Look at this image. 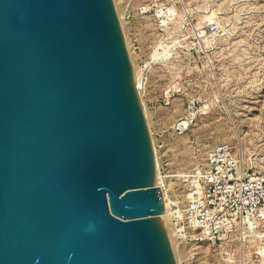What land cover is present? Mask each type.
<instances>
[{"label": "water", "instance_id": "obj_1", "mask_svg": "<svg viewBox=\"0 0 264 264\" xmlns=\"http://www.w3.org/2000/svg\"><path fill=\"white\" fill-rule=\"evenodd\" d=\"M0 264H176L112 0H0Z\"/></svg>", "mask_w": 264, "mask_h": 264}, {"label": "rangeland", "instance_id": "obj_2", "mask_svg": "<svg viewBox=\"0 0 264 264\" xmlns=\"http://www.w3.org/2000/svg\"><path fill=\"white\" fill-rule=\"evenodd\" d=\"M112 1L176 264H264V206L249 217L251 227L214 241L179 236L170 219L185 205L187 177L214 146L228 147L242 172L264 179V0Z\"/></svg>", "mask_w": 264, "mask_h": 264}, {"label": "built area", "instance_id": "obj_3", "mask_svg": "<svg viewBox=\"0 0 264 264\" xmlns=\"http://www.w3.org/2000/svg\"><path fill=\"white\" fill-rule=\"evenodd\" d=\"M139 9L136 14H143L144 10ZM127 17L123 13V18ZM187 178L189 193L185 205L170 213L179 236L185 230L214 241L232 227H251L249 217L264 206V179L242 172L224 145L214 146L206 153Z\"/></svg>", "mask_w": 264, "mask_h": 264}, {"label": "bare ground", "instance_id": "obj_4", "mask_svg": "<svg viewBox=\"0 0 264 264\" xmlns=\"http://www.w3.org/2000/svg\"><path fill=\"white\" fill-rule=\"evenodd\" d=\"M118 19V18H117ZM118 22H119V20H118ZM133 72V71H132ZM136 78H137V76L136 75H134ZM134 80V82L137 80V79H133ZM136 83V82H135ZM134 83V84H135ZM138 86H139V84L137 83V84H135V87L137 88L136 90H138ZM157 174V173H156ZM156 178H157V183H158V188H160V179L158 178V176L156 175ZM162 203H163V205L165 206L166 204H167V199H166V197H165V195L162 193ZM164 206H163V208H164ZM167 210L165 209L164 210V213H165V218L167 217L168 218V216H167ZM173 244V243H172ZM175 244V243H174Z\"/></svg>", "mask_w": 264, "mask_h": 264}]
</instances>
